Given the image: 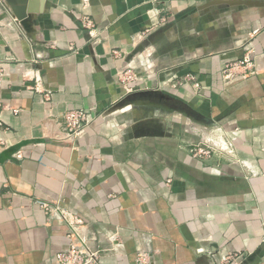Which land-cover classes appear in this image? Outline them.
<instances>
[{"label":"crops","instance_id":"1","mask_svg":"<svg viewBox=\"0 0 264 264\" xmlns=\"http://www.w3.org/2000/svg\"><path fill=\"white\" fill-rule=\"evenodd\" d=\"M30 1L0 0V264L72 228L100 264H264V0Z\"/></svg>","mask_w":264,"mask_h":264},{"label":"built area","instance_id":"2","mask_svg":"<svg viewBox=\"0 0 264 264\" xmlns=\"http://www.w3.org/2000/svg\"><path fill=\"white\" fill-rule=\"evenodd\" d=\"M253 59L251 54H246L241 60L237 62V65H251ZM131 77L128 75L125 81H128ZM93 110L89 109H70L65 112L63 127L68 135L71 137L78 136L81 134L86 125L92 122ZM198 153L207 154L213 150V147L203 144L197 147ZM70 218V217H69ZM66 219V218H65ZM67 221V220H66ZM74 228L77 225L82 224L81 218L69 219L68 220ZM69 241L68 244L57 253L56 260L57 264H100L101 254L100 250L88 247L85 245L75 234L72 228L68 233ZM111 246L115 249L120 243L116 235L108 236ZM137 264H153V254L148 250H138L136 254ZM217 264H224L219 261Z\"/></svg>","mask_w":264,"mask_h":264},{"label":"water","instance_id":"3","mask_svg":"<svg viewBox=\"0 0 264 264\" xmlns=\"http://www.w3.org/2000/svg\"><path fill=\"white\" fill-rule=\"evenodd\" d=\"M10 8L12 9L14 15L18 18V20L21 21V23L24 25V27L29 30L31 27V23L33 20L32 17V2L30 0H6ZM258 2L255 0H216L214 1V4H223V5H229V6H239V5H255ZM138 90V89H135ZM140 95H149V94H157V91L154 90H146L143 92H138ZM135 94H128L126 98H133ZM124 103L121 102L116 106L120 107Z\"/></svg>","mask_w":264,"mask_h":264},{"label":"rangeland","instance_id":"4","mask_svg":"<svg viewBox=\"0 0 264 264\" xmlns=\"http://www.w3.org/2000/svg\"><path fill=\"white\" fill-rule=\"evenodd\" d=\"M206 143L205 144H207V145H210L209 143H211V140L209 139L208 141H205ZM203 144H201V146H202ZM211 147H213L212 145H210ZM214 147H217V146H214ZM213 147V148H214ZM215 149V148H214Z\"/></svg>","mask_w":264,"mask_h":264}]
</instances>
